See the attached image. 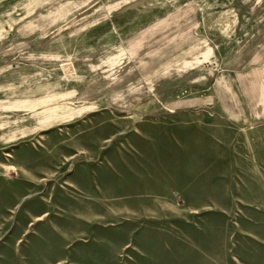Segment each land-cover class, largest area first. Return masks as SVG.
Instances as JSON below:
<instances>
[{
	"label": "rangeland",
	"instance_id": "374dc122",
	"mask_svg": "<svg viewBox=\"0 0 264 264\" xmlns=\"http://www.w3.org/2000/svg\"><path fill=\"white\" fill-rule=\"evenodd\" d=\"M263 34L264 0H0V264H264Z\"/></svg>",
	"mask_w": 264,
	"mask_h": 264
},
{
	"label": "crops",
	"instance_id": "0c3cea01",
	"mask_svg": "<svg viewBox=\"0 0 264 264\" xmlns=\"http://www.w3.org/2000/svg\"><path fill=\"white\" fill-rule=\"evenodd\" d=\"M249 59L251 64L246 68L244 80L248 114L243 124L251 126L254 135L258 134L257 138L264 142V41L254 47Z\"/></svg>",
	"mask_w": 264,
	"mask_h": 264
}]
</instances>
